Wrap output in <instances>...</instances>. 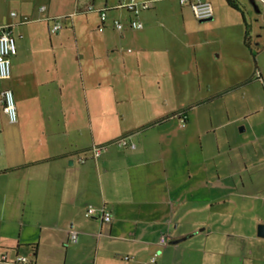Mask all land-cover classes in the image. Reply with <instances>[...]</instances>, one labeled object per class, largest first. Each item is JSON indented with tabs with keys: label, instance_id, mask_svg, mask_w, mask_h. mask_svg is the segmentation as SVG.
Wrapping results in <instances>:
<instances>
[{
	"label": "crops",
	"instance_id": "1",
	"mask_svg": "<svg viewBox=\"0 0 264 264\" xmlns=\"http://www.w3.org/2000/svg\"><path fill=\"white\" fill-rule=\"evenodd\" d=\"M7 1L12 0L0 3V28L11 26L18 51L11 59V77L0 81V264H14L18 257H28L32 264H264V237L258 235V227L264 225V137L255 138L259 163L253 166L260 170L247 184L242 176L251 161L246 160L243 144L238 160H228L221 175L212 162L222 155L219 143L211 145L217 154L206 156L199 166L194 160L196 151L188 144L182 147L173 131L167 133L168 144L165 134H146L166 119L167 102L162 96L146 95L144 88L152 82L179 86L183 77L191 75L188 61L180 60L182 49L208 42L188 30L191 8L178 0H135L138 5L151 4L150 9L135 13L128 8L131 0H14V10L5 9ZM207 1L214 7V18L204 29L229 20L231 26L240 27L237 41L248 51L245 17L241 20L232 14L224 0ZM249 3L264 17L260 0ZM103 10L108 11L104 22ZM116 20L125 25L124 32L114 28ZM133 21L144 27L130 29ZM56 22L63 28L71 23L77 40L79 30L83 34L85 29L94 41L93 52L102 56L104 48L106 59L123 61L122 70L128 71L126 63H132L128 76L133 79L128 83L136 80L142 95L123 94L103 101L107 106L98 113L100 96L91 100L86 95V73L99 75L100 64L88 65L79 46L37 45L44 36L52 41L49 28ZM36 26L42 28L41 36ZM102 26L104 31L98 33ZM108 75L115 78L112 87H120L119 70L110 67ZM7 89L14 93L16 123L3 112L2 93ZM180 113L170 112L169 121ZM93 114L97 121L121 119L129 126L120 132L98 134ZM185 114L180 121L184 127L190 120ZM228 120V126L234 122ZM210 122L213 126L212 118ZM122 138L127 146L115 143ZM133 143L136 148L131 147ZM94 147L103 150L94 155ZM180 154L188 158L184 181L188 179L193 188L188 195L183 194L187 185L175 165L180 164ZM234 164L238 170L229 169ZM194 166L195 172L201 167L204 174L213 175L202 186L209 190V197L195 190ZM202 198L210 200L206 210L208 218L213 217L199 229L200 223H187V216L199 212L195 208ZM189 199L195 201L192 210L187 207ZM89 206L109 210L112 222L104 223L100 212L87 217ZM193 236L202 237L205 258H185L180 243ZM163 237L168 239L166 245L160 243ZM179 239L184 240L170 244ZM170 247L181 258H172Z\"/></svg>",
	"mask_w": 264,
	"mask_h": 264
},
{
	"label": "rangeland",
	"instance_id": "2",
	"mask_svg": "<svg viewBox=\"0 0 264 264\" xmlns=\"http://www.w3.org/2000/svg\"><path fill=\"white\" fill-rule=\"evenodd\" d=\"M237 1L242 8L243 14L231 9L226 1L225 6L229 7L228 10H233L232 14L237 17L239 16L241 20L243 19L242 17H245L246 22L243 21V25L245 24L249 32L250 49H247L248 51L241 49L237 41L241 29L240 27H234L228 24L229 20L224 21L222 26L218 25L217 27L204 29L203 25L210 26L211 21L200 23L192 13H189L192 17V22L187 25L188 30L197 33L201 41L207 39L206 41L208 42H201L196 45V48H190L188 50L185 48L182 49L181 55L183 56H180V60L182 62L184 57L186 59L185 62L188 61L191 66V75L190 78L187 76L185 78L183 77L184 81L177 83L179 86L175 87L171 84L165 85V83H161L160 85L157 82H152L144 88L146 95H159L166 99L167 102L164 109L166 112L165 115H167L166 119L161 120L163 122L159 123L156 129L147 130L148 133L146 134L148 136H151L154 132L165 134L163 138L167 142L166 144H168L170 140H168L167 133L170 135V131H173L172 133L176 134L175 137L180 138L182 147L188 144L192 147V151H196L197 155L194 160L197 161L196 164L199 166L201 165V161L205 160L206 156L210 157L213 154H217L216 149H212L211 145L216 146L219 143L222 155L217 156V160L212 162L213 164L217 163V169L220 170L221 175L225 173V169L227 170L225 165L228 163V160L233 162L238 160L241 153L240 148L243 144L247 153L246 160L251 161V164L243 173L242 177L249 184L250 181L256 178L260 170V168L253 166L259 163L258 156L255 155L257 154L256 149L259 143L255 141V138L259 137V134L264 137V19L261 14L255 12L249 0ZM15 2L14 0L7 1L5 9L12 8L15 10L17 4ZM0 3L3 4L2 0H0ZM194 26H198L200 29L194 31ZM34 29L41 36L42 28H37L36 26ZM79 31L80 35L77 40L73 37L72 26L69 23L66 28L59 31L61 35L60 39L57 37L58 33L52 34L53 42L49 40L50 38L44 36L42 39L43 42L38 40L37 45L48 48L51 46L72 47L73 49L79 46L86 54L85 62L88 65L95 64L96 66V63L100 64L101 71H99V75L92 77L89 75V72L86 73V95L88 94L91 100L92 98L95 99V97L100 96L97 100L98 108L96 111L98 113L102 110V107L107 106L105 102L114 100L115 97L119 98L123 94L130 93L138 96L142 95V88L135 84L136 80L129 81L130 84L128 83V80L133 79L128 76L130 69L133 68V64H128L127 62L126 66L129 65L130 69L124 71L122 70L124 66L121 59L110 61L104 57V48L101 52L102 56H100L99 52L94 53L92 50L94 47L93 39L87 35L85 29H83V34L81 30ZM172 31L175 34L179 33L176 29ZM98 33H100L99 29ZM15 37L18 40L16 35ZM110 67H114L116 71L119 70L118 78L120 79V87H112L114 86L112 81L115 78L114 76L108 75V68ZM131 83L134 85L133 87ZM88 104L87 101V128L91 123ZM90 105H92L91 102ZM92 110L94 111L95 109ZM176 111L182 113L179 116L177 114L174 121H169L168 114ZM183 113L188 114L190 117L186 127L180 123L185 117L181 116ZM92 118L95 131L98 134L120 132L129 126L126 121L121 119L112 122L104 119L97 121L94 119V114ZM211 118L213 120V126L212 122H210ZM228 119L231 121L238 120L231 122L228 126L227 122H230ZM212 127L217 130L213 131ZM262 141L264 142V140ZM237 146H239V149ZM179 158L180 164L178 165L176 163L175 165L180 174L178 176L184 181L188 177L185 168L188 158L183 154H180ZM232 168L238 170L239 166L234 164L233 167H229V169ZM196 169L197 172H195V166L192 167L194 172L192 183L195 184L198 180L195 184L198 188L195 190L196 192L200 191V193L207 195L204 197H209L207 193L209 190L206 186H202L205 181H209V176L212 177L213 175L204 174L201 171V167ZM184 182L187 185V189L184 190L183 194L188 195L193 188L191 189L189 187L188 179L187 182ZM209 201L206 198L198 200L195 209H198L199 212L196 215L187 216V223H200L201 227L199 229H203L205 224L201 223H205L207 219L209 220L213 217L208 218L206 207L209 206ZM194 203V200L189 199L187 201V207L192 210ZM248 206L253 207V204L248 201ZM214 221H216V218ZM197 236L187 238L180 243V248L186 252L185 258H205L204 245L200 242L202 237ZM170 248L171 251L168 254L172 252V258H181L180 254H174V247ZM196 249L198 251H195ZM210 257L216 258L212 255ZM28 259L30 260V258Z\"/></svg>",
	"mask_w": 264,
	"mask_h": 264
},
{
	"label": "built area",
	"instance_id": "3",
	"mask_svg": "<svg viewBox=\"0 0 264 264\" xmlns=\"http://www.w3.org/2000/svg\"><path fill=\"white\" fill-rule=\"evenodd\" d=\"M182 6H188L191 8L195 18L197 20H205L214 18V7L211 2L207 0H178ZM262 6H264V0H260ZM128 8L135 13H139L140 10H148L151 8V4L149 2L142 3L138 5L135 0H131V3L128 5ZM107 10L101 11V20L104 22L107 19ZM14 16L15 13H12ZM130 29L132 30H140L142 29L143 23L140 21H133L130 23ZM114 28L119 32L125 31V25L116 20L114 22ZM62 29V25L60 22H56L54 26L49 28L50 33L54 34L57 33L59 30ZM105 29L104 26L99 28V32H103ZM17 45L16 41L12 36L11 26L6 25L0 28V81L7 80L11 77V59L17 54ZM1 104L3 107V111L7 116L8 120L11 123H16L18 121V112L15 103V97L12 90H5L2 93V100ZM185 121H183L184 123ZM120 146H127L126 138H122L117 142ZM132 148H136V145L133 143L131 145ZM102 147H94L92 152L94 155H99L102 152ZM85 159L82 158L81 162H84ZM97 212H100V217L102 221L106 224H110L113 220V215L109 210L105 208H96L94 206H89L86 209V216L93 217L96 215ZM73 240L77 242L78 238L75 233L72 235ZM161 244L166 245L168 243V239L166 237L161 238ZM125 260H129V257H124ZM155 259H153V262ZM14 264H32L28 258L26 257H18Z\"/></svg>",
	"mask_w": 264,
	"mask_h": 264
},
{
	"label": "trees",
	"instance_id": "4",
	"mask_svg": "<svg viewBox=\"0 0 264 264\" xmlns=\"http://www.w3.org/2000/svg\"><path fill=\"white\" fill-rule=\"evenodd\" d=\"M226 1V3H227V5L231 8V9H233V10H235V11H237V12H239V13H242L243 14V11H242V8H241V6L239 5V3H238V1L237 0H225ZM13 13H15V12H13ZM12 15V14H11ZM13 16V15H12ZM14 16H16V13H15V15ZM62 25V24H61ZM62 28H63V26H62ZM11 30H12V28H11ZM62 30V29H61ZM60 31V30H59ZM58 31V32H59ZM13 36V35H12ZM14 38V37H13ZM249 41H250V38H249V32H248V30L246 29V32H245V44H246V46L248 47V48H250V44H249ZM2 81V80H1ZM3 108V107H2ZM4 112V111H3ZM18 112V111H17ZM117 142L118 141H116L115 143L117 144ZM35 249V248H34Z\"/></svg>",
	"mask_w": 264,
	"mask_h": 264
},
{
	"label": "water",
	"instance_id": "5",
	"mask_svg": "<svg viewBox=\"0 0 264 264\" xmlns=\"http://www.w3.org/2000/svg\"><path fill=\"white\" fill-rule=\"evenodd\" d=\"M257 12H259V10H257ZM263 19H264V17H263ZM213 20V18H210V19H205V20H200L201 22H209V21H212ZM73 162L71 161L70 162V164H72ZM258 235L259 236H262V237H264V225H260L259 227H258ZM182 240H184V239H179V240H173V241H171L170 242V244H177V243H179L180 241H182Z\"/></svg>",
	"mask_w": 264,
	"mask_h": 264
}]
</instances>
